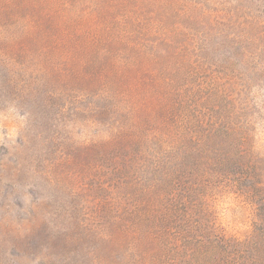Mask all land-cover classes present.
<instances>
[{"label":"rangeland","instance_id":"374dc122","mask_svg":"<svg viewBox=\"0 0 264 264\" xmlns=\"http://www.w3.org/2000/svg\"><path fill=\"white\" fill-rule=\"evenodd\" d=\"M261 128L264 0H0V264H264Z\"/></svg>","mask_w":264,"mask_h":264},{"label":"clouds","instance_id":"9594fccd","mask_svg":"<svg viewBox=\"0 0 264 264\" xmlns=\"http://www.w3.org/2000/svg\"><path fill=\"white\" fill-rule=\"evenodd\" d=\"M14 111V110H13ZM21 123L24 120V117H20L19 118ZM10 135H15V129H13V131L10 133ZM257 150H261L264 151V128H261V132H260V137H259V143L256 145ZM235 206V205H233ZM250 211H245L244 215L245 216H250ZM225 227H228L229 230H236V231H242L244 229H246L247 227H250V222H241L239 217L237 218L235 223H232L229 220L225 221Z\"/></svg>","mask_w":264,"mask_h":264}]
</instances>
